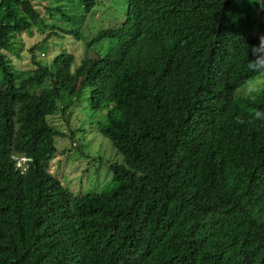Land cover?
Instances as JSON below:
<instances>
[{
	"label": "trees",
	"instance_id": "16d2710c",
	"mask_svg": "<svg viewBox=\"0 0 264 264\" xmlns=\"http://www.w3.org/2000/svg\"><path fill=\"white\" fill-rule=\"evenodd\" d=\"M124 1L79 64L65 49L45 63L33 46L19 69L3 51L20 56L16 34L81 38L96 0H0V264H264V125L235 122L264 96L234 98L255 75L264 0ZM80 97L122 160L108 163L114 186L76 195L50 163L68 155L57 137L78 147Z\"/></svg>",
	"mask_w": 264,
	"mask_h": 264
},
{
	"label": "rangeland",
	"instance_id": "374dc122",
	"mask_svg": "<svg viewBox=\"0 0 264 264\" xmlns=\"http://www.w3.org/2000/svg\"><path fill=\"white\" fill-rule=\"evenodd\" d=\"M73 1L69 4L68 0H62L63 3H67L66 7L70 9L77 7V0ZM96 4V8L92 11L93 16L91 15L93 18H86L81 23L80 30L82 31L83 37L76 38L72 34L61 32V35L49 36L52 40H48L43 45H40L49 30L40 33L34 28L32 33L22 32L13 37L12 46L18 51L19 57L15 56L9 50L3 51L11 59V64L14 68L19 69L31 67L30 48L33 46H35L33 52L37 58L42 59L45 63H49L58 50L65 49L73 53V65L79 64L80 59L84 57V53L87 54L84 44L85 39L99 29L111 26L114 20H120L121 17L117 18L116 16L121 15L123 17L125 10L124 0H96ZM59 13L57 12L56 15H59ZM70 23L69 21H64L62 25L65 28H69L73 26ZM77 24L80 23L77 22ZM108 43H110L109 39L97 42L91 46L88 55H102ZM69 110L72 112L69 124L74 127L77 125V122L78 124H82L81 121L86 122V125L83 127L84 132H78L76 135L79 142L78 147H70V145L74 146V142H70L68 136L56 138L57 145L62 148L66 147V154L68 155L66 160L62 161V164H57L63 158L61 154L53 158L50 163V171L57 173L63 184L69 187L76 195L111 188L117 183V179L113 177L112 172L109 170L108 163L109 161L119 162L122 160V156L116 152L108 139L96 130L98 119L102 117V114L88 110L82 97L79 98L77 103L72 104ZM76 118H80V121H77ZM49 120L68 134L69 127L65 116L57 115L56 117H49ZM17 166H20V164H17ZM57 166L60 168L57 169Z\"/></svg>",
	"mask_w": 264,
	"mask_h": 264
},
{
	"label": "clouds",
	"instance_id": "9594fccd",
	"mask_svg": "<svg viewBox=\"0 0 264 264\" xmlns=\"http://www.w3.org/2000/svg\"><path fill=\"white\" fill-rule=\"evenodd\" d=\"M249 54L250 57L249 58ZM247 71L255 75L246 80L234 93V98H238L249 104H255L258 97L264 96V33L257 35V43L248 46L247 50ZM237 124H260L264 125V109L253 107L245 115H236ZM17 164L26 163L25 156H15Z\"/></svg>",
	"mask_w": 264,
	"mask_h": 264
}]
</instances>
